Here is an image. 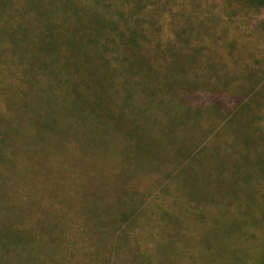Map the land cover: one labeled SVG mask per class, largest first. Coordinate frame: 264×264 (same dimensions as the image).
<instances>
[{"label": "trees", "instance_id": "trees-1", "mask_svg": "<svg viewBox=\"0 0 264 264\" xmlns=\"http://www.w3.org/2000/svg\"><path fill=\"white\" fill-rule=\"evenodd\" d=\"M233 1L238 5L235 12L222 10L202 19L177 20L178 12L172 10L173 20L166 28L160 19L169 10V0H122V6L109 11L104 9L106 0H0V16L9 8L37 16L42 28L31 29L24 23L16 31L3 20L0 40L10 30L9 43L29 62L24 82L41 75L49 83L44 97L31 94L27 98L21 87L16 89L6 81L0 68V264H117L112 255L118 259L119 250L131 249L129 229L139 222L140 212L145 218L156 209V204L152 207L138 199L140 182L135 188L132 181L160 170L164 161L149 158L143 171L133 170L138 147L133 126L137 123L124 118L122 112L128 109L141 107L157 122L172 116L170 136L178 132L182 119L197 124L194 134L199 139L192 142L191 147L197 143L192 151H182L178 174L195 168L196 157L206 163L209 153L216 151L211 146L222 147L236 138L235 128L246 133L253 130L248 132L253 143L239 140L238 148L257 162V167H244L247 179L264 181V84L250 70L262 60L255 58L257 47L250 38H243L244 42L228 39L230 20L239 16L240 9L262 14L264 0ZM253 29L264 33V19ZM216 30L222 35H216ZM258 39V45L264 43V35ZM219 40L223 42L220 49L212 48ZM199 41L207 46L198 45ZM243 57L253 60L245 70L240 69ZM36 97L37 105L32 106ZM213 117L219 120L216 124ZM112 134L122 135L120 151L132 157L128 174L119 178L122 196L111 192L107 174L91 166L96 160L91 138L110 141ZM207 134L208 142L202 141ZM218 135L222 138L215 141ZM184 156L188 163L182 166ZM34 157L38 169L24 170ZM45 194L46 201L41 202ZM242 196L234 187L233 198L226 193L220 197L243 201ZM170 216L161 215L166 232ZM76 218L83 222L75 230L78 235L71 229ZM173 237L168 247L183 242L182 237L190 242L185 236ZM143 262L150 264L148 259ZM258 264H264V257Z\"/></svg>", "mask_w": 264, "mask_h": 264}, {"label": "rangeland", "instance_id": "rangeland-1", "mask_svg": "<svg viewBox=\"0 0 264 264\" xmlns=\"http://www.w3.org/2000/svg\"><path fill=\"white\" fill-rule=\"evenodd\" d=\"M151 1L161 3L162 0ZM169 1H171L167 3L169 10L165 11L166 15H163L165 17L160 19L161 22H164L166 28L171 26L173 18L170 11L172 10H177L176 12L179 15L176 18L177 20L185 21L187 18L202 19L203 17H211L214 13L222 10H225V12L233 11L237 5L233 0ZM116 5L122 6V0H106L104 9L105 11L114 10ZM153 7L154 5H151V8ZM240 11L239 16H235L236 19L232 18L230 20L231 28L228 39H237L244 42L243 38H250L253 47H257L258 57L255 56V58H260L262 61L260 64H253L250 70L254 71V76L258 74L259 82L263 85L264 43L258 45L256 41L259 40V37L262 39L264 33L255 32L253 27L264 19V13L259 14L257 12V14H254L244 9H240ZM6 13L5 16H0V30L5 19L14 26L16 31L24 23V26L31 29L34 27L42 28L41 25L37 24L38 19L35 14L28 15L27 11L22 12L20 8L14 10L9 8ZM224 19L229 18L224 17ZM221 27L220 25L219 28ZM216 31V35H222V31ZM167 33L168 35L171 34L169 30H167ZM5 35L7 36L4 37L5 40H0L2 42L0 43V68L2 67L1 70L7 76L6 81L16 89L21 87V94L24 93L27 98L31 94L32 96L37 94V97H44L43 94L46 95L48 90H43L46 89L47 84L49 85L46 77L39 75L35 79L36 81L24 82L25 78L28 79V75L24 72L30 70L29 62L24 56H20V51H15L13 43H9L11 40V38H8L10 37V30ZM222 43L219 40L217 44H213L212 48L220 49ZM197 44L207 46L202 41L197 42ZM20 47H24V44L20 43ZM227 49L229 48L227 47ZM249 50H251L250 47ZM226 52L228 53V51ZM240 58L234 60H240ZM221 60L225 64V68H228L226 58L223 57ZM252 61L248 57L246 59L243 57V65L240 69L245 70V65H250L249 62ZM127 88L130 89V86ZM161 98H163L162 95ZM140 99L142 102L146 101L142 95ZM37 102L38 99L31 105H37ZM114 106H110L113 113L116 112ZM122 114L124 118H129V121L134 118V123H137L133 126V136L138 141L137 157L133 161V170L135 172L137 170L143 171L142 168L148 166L147 161L149 158H159L164 163L160 170L155 169L147 173L148 175H142L141 178L136 176L133 179L131 185L135 188L140 182L138 199L141 198L143 204L152 207L156 204V209L154 215L151 214L145 218H143V214L141 216V212L139 213V222H135L128 232L133 241L131 249L122 248L119 250L120 257L118 259L114 253L112 255L113 262H117V264H147L143 261L148 259L150 264H258L264 257V181L256 177L252 178L251 182L247 179L246 173L248 171L244 167L247 165L248 167H257V162L246 158L245 152L238 148L239 140H244L249 144H251V141L253 143L252 138L248 136V132L253 130L247 129L248 132L246 133L243 128H235L236 138L227 141L222 147L211 146L216 151L209 153L206 163H199L201 159L196 157L195 168L182 169L178 174L180 167L176 168V166L180 163L182 151L189 149L192 151L199 139V137L196 139L194 134L197 124L193 121L192 123H185L186 120L182 119L178 132L174 136H170L168 130L173 126L175 119L170 115L165 119L162 113L164 121H153L150 113L142 110L141 107L136 111L128 109L123 111ZM209 117L212 116L209 115ZM214 119L216 124L219 120L216 117ZM212 120L211 118L210 121ZM84 130H89V127ZM128 131L129 129L125 131V135ZM88 135L90 136V134ZM99 137L91 138L93 141L91 144L95 143L93 155L96 158V160L91 161L92 169L101 174H107L111 192L117 196H122L123 193L120 191L118 184L119 178L121 175L128 174L127 164L129 160H132V157L120 151L122 149V135L112 134L110 141L108 138ZM189 137L190 140L188 141ZM73 138L75 137L73 136ZM221 138L222 135H218L215 141ZM75 139L77 141V138ZM194 139H196V142L191 147ZM202 141L208 142V134L206 139ZM207 151L209 152V150ZM203 152L207 154L206 151ZM184 157L181 161L182 166L188 163L186 160L188 156ZM35 159L36 157L31 158L33 161L27 167H24V170H37L38 163L34 161ZM249 184L252 186L251 194ZM224 186H227L226 189H223ZM234 187H238L243 192V201L228 199L233 198ZM224 193L227 194L228 198L222 201L220 196ZM46 196L47 194L43 195L40 201L45 202ZM119 211L121 212L122 208ZM162 212L171 215L167 227V232L170 233L171 231L170 234L162 227L164 225L161 218V215L164 214ZM41 217L43 218L42 215ZM72 222L77 224H74L71 228L73 234L78 235L75 230L80 228L83 222L79 218L74 219ZM198 227L204 228L202 231H198ZM72 231H69V234ZM212 231L213 235L210 236L209 234ZM167 234L171 237L169 238ZM173 235L175 237H188L190 242L182 237L183 242L178 240L177 246L172 245L171 247L170 245L168 247L169 242L174 240ZM218 241L220 243L219 247L215 248ZM84 244L86 245V242ZM138 245L139 249H136ZM207 246L215 248V250L208 252ZM158 247H161V249L157 251ZM168 249L171 252H168ZM134 250H137L135 254ZM202 254H206L204 259Z\"/></svg>", "mask_w": 264, "mask_h": 264}]
</instances>
